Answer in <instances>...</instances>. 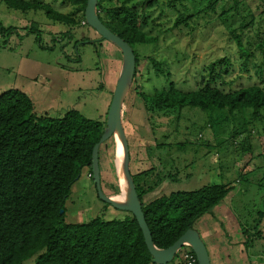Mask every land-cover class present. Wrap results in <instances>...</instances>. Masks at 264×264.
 Here are the masks:
<instances>
[{
	"label": "rangeland",
	"instance_id": "rangeland-1",
	"mask_svg": "<svg viewBox=\"0 0 264 264\" xmlns=\"http://www.w3.org/2000/svg\"><path fill=\"white\" fill-rule=\"evenodd\" d=\"M27 1L44 2L57 11L73 14L76 25L53 22L40 10L24 13L10 9L4 0H0V22L7 29H15L14 32L0 33V95L12 89L25 93L33 102L34 113L38 117H62L75 110L88 119L106 123L123 66L119 61L121 51L108 41L101 40L95 30L85 25L82 14L64 3L65 0ZM124 1L104 0V5L114 8ZM127 1L133 4L140 0ZM222 1L216 7L217 15L222 14ZM226 1L227 5L231 4V0ZM240 1L238 11L228 16L211 18L209 15L196 20L198 24L192 31L169 32L180 15L195 14L199 6L191 0H157L149 10L151 23L148 29L159 40L152 46L135 47L140 65L132 88L150 95L156 89L168 87L171 81L184 92L202 90L207 84L225 93L261 86L255 68L251 64L245 68L230 33H241L243 30L245 40H255L256 34L264 31V0ZM31 29L40 31V34L35 31L30 33ZM38 37L44 48L37 42ZM85 41L95 43L83 44ZM151 59L162 63L163 68L170 72V81L157 75ZM223 59L231 63L228 74L219 78L217 74L222 69L219 66L214 74L215 82L210 83L211 66ZM138 100L131 90L125 105L134 109L142 103ZM144 107V112L136 116L139 123L134 126L132 134L135 133L130 138L131 171L135 175L152 171V175H159L163 180L164 176L171 174L174 182L167 179L168 189L163 191L158 187L145 194L143 200H152L160 194L191 192L214 183H229L237 186L239 194L234 198L229 193L217 206L218 209L212 210L213 214L222 215L226 228L232 230L238 224L234 222L230 207L237 208L243 224L251 225V217L257 219L259 213H263L260 227L264 229V112L253 121L251 111L228 115L221 111L204 113L199 109L185 108L179 112L154 109L152 105ZM156 144L160 145V150H148L154 149ZM243 147L248 150L243 151ZM116 154L110 145L108 150L101 151L106 185L117 181L108 174V162L119 164V155ZM249 170L252 172L247 175ZM213 173L217 175L213 177ZM242 174L246 176L240 183ZM90 176L87 169L83 170L73 186L65 205V222L75 225L94 218L105 221L125 218L127 212L116 210L98 197ZM191 176L193 178L188 182H177V179L183 181ZM210 224L215 225L202 220L196 228L204 232ZM207 246L210 250L208 241ZM259 248L264 264V242ZM251 253L258 254V251L254 249ZM169 264H182L181 252Z\"/></svg>",
	"mask_w": 264,
	"mask_h": 264
},
{
	"label": "trees",
	"instance_id": "trees-1",
	"mask_svg": "<svg viewBox=\"0 0 264 264\" xmlns=\"http://www.w3.org/2000/svg\"><path fill=\"white\" fill-rule=\"evenodd\" d=\"M87 1L64 2L82 14L85 25ZM191 1L199 6L198 12L180 15L169 32H182L184 29L192 31L198 24L196 20H202L209 15L211 18L228 16L235 10L238 11L241 5L240 0H231L228 5L226 0ZM221 1L224 7L222 14L217 15L216 7ZM4 2L10 9L24 13L40 10L53 22L67 26L76 25L73 14L57 11L44 2ZM156 3L157 0H140L132 4L126 0L120 6L108 8L104 5V0H99L98 12L101 21L133 48L136 72L140 65V56L135 47L152 46L159 40L148 29L151 23L149 10ZM244 27L246 25L242 29ZM14 31V28L7 29L0 22L1 34ZM34 31L40 34L38 30L31 29L29 32ZM230 34L245 68L248 64L255 68L261 86L225 93L207 84L202 90L184 92L171 81L168 87L156 89L150 95L138 88H132L138 101H142L146 107L152 105L154 109L165 111L180 112L189 108L199 109L204 113L221 111L228 115L251 111V120H258L264 112V31L258 32L255 40H245L243 30L241 33L232 31ZM37 42L44 48L40 37ZM88 43L95 41H85L83 44ZM77 61L80 62V57ZM151 62L157 75L170 81L171 74L163 68L162 63L153 59ZM219 66L222 69L217 76L221 78L228 74L231 63L228 59H223L212 65L210 83L215 82L214 74ZM220 114L224 117L223 113ZM105 129V122L88 119L75 110L62 117H38L34 113L31 99L19 90H8L0 95V264H27L31 260L33 264H154L142 230L131 213H126L125 218L111 221L94 218L83 224L65 222L66 202L83 170L89 171L94 182L93 150ZM109 141L101 148H105ZM148 150H160V145L156 144L154 149ZM242 150L245 151L246 147ZM130 168L132 169L131 164ZM152 174V171L136 175L132 173L146 222L158 249H167L187 231L196 230L197 222L220 205L233 188L229 183H214L191 192L163 194L148 203L143 200L145 194L155 190L159 183L167 179L174 182L171 174L164 176V180L156 175L157 182L150 184ZM245 176L242 174L240 183ZM101 183L103 188L102 173ZM259 215L252 230L256 231L257 237L262 238L259 227L263 213ZM241 229L247 239V246L251 239V228L247 224H241Z\"/></svg>",
	"mask_w": 264,
	"mask_h": 264
},
{
	"label": "water",
	"instance_id": "water-1",
	"mask_svg": "<svg viewBox=\"0 0 264 264\" xmlns=\"http://www.w3.org/2000/svg\"><path fill=\"white\" fill-rule=\"evenodd\" d=\"M98 4L99 0L87 1L85 10L86 24L95 30L102 39L113 44L121 51L123 63L109 109L104 135L93 150L92 177L98 197L116 210L131 213L135 217L142 230L145 244L153 257L154 264H169L173 262L185 246H189L192 249L199 264H211L208 249L197 230L187 231L176 243L167 249H158L153 242L152 234L142 209V202L131 173L129 141L123 126V107L133 87L136 73V56L133 48L108 29L101 21ZM111 139H116L122 149V154L120 153L119 155V173L122 183H120L121 195L115 198L109 197L104 193L101 183L100 148ZM120 197H123V199H119Z\"/></svg>",
	"mask_w": 264,
	"mask_h": 264
},
{
	"label": "crops",
	"instance_id": "crops-1",
	"mask_svg": "<svg viewBox=\"0 0 264 264\" xmlns=\"http://www.w3.org/2000/svg\"><path fill=\"white\" fill-rule=\"evenodd\" d=\"M119 61H122V58ZM137 105L138 106H136L134 109L131 106L127 107L125 105V107H126L125 108V114L123 115V117H124L123 118V126H124L125 133H126V136L128 138V141H129L130 151H131V146H132L130 138H131V136H134V133H135V131H134V133L132 134V130H133L134 126L137 127L138 126L137 123H139L136 120V118H137L136 116H140L144 112V109H145L143 104L138 103ZM129 114H131L130 117H129ZM127 117H129L130 119ZM109 145L112 146L113 150L115 149V151L117 153L116 156L120 155L121 148L119 147L117 140L111 139L108 142V144L105 146V148H100V159H101V151L103 149L108 150ZM134 149H135V147H134ZM136 151H137V148H136ZM106 152L109 153L108 151H106ZM108 164H109L108 168L110 170L108 174L113 175L118 182L117 181L115 182L116 183L115 187H114L115 183H112V182L109 185L107 183V185H108L107 186L106 182L104 181L105 177L103 176V189L106 190L107 196L112 197V198L119 197V195H121V184H122L121 178H120V173H119V167H118L119 164L116 161H115V164H112V161H110V163L108 162ZM100 167H101V173L103 175L101 160H100ZM248 172H252V170H249ZM216 175H217L216 173H213L212 176L215 177ZM155 176H156V174L151 176L150 184L154 185L157 182V179ZM192 178L193 177L191 176V177H188L187 180H183V181H180V179L179 180L177 179V182L178 183L188 182ZM221 179H222V177H221ZM158 187H161L163 189V191H165L169 187V182L168 181L161 182V183H159ZM231 187H233V188H232L230 194H231V196H233L235 198L239 194L238 192H240V191L237 190L236 185L232 184ZM117 191H120V192L117 194ZM161 195H163V194H160V196ZM119 199H123V197L119 198ZM154 199H156V198H153L152 200H154ZM152 200L146 199L144 201L149 203ZM215 209L217 210L218 207ZM230 209H231L233 216L235 218L234 222L236 224H238L237 226L233 227L232 230H228L226 228V225H225V222L223 220L222 215L215 216L213 214V211L211 213L205 215L203 218H201L196 224V227H197V225H199V223L202 220L205 223L215 224V225L210 224L209 229L208 230L205 229L204 232H200L199 230H197V228H195L199 232L202 240L204 241V243L208 249L210 259H211V264H263L261 261V255H259V253H261L259 245L261 242H264V229H261V227H259V230L262 232V235H263L262 238L257 237L255 235L256 231L252 230L255 227L256 221H257V219H259V216L257 219H255V217L254 218L251 217L250 222L253 225L247 224V225H249V227L251 228L252 231H250L251 235L249 234L251 236L250 237L251 239L249 241L250 243L247 246H245L247 239L244 236L243 230L241 229V224L243 225L244 220L242 221L240 219V217L237 213V211H238L237 208H235L233 206V208L230 207ZM262 222H263V220H261V224H262ZM215 227H216V229H215ZM207 241H208L209 245H211L210 250L207 246ZM254 249H257L258 254L257 253H253V254L251 253V251Z\"/></svg>",
	"mask_w": 264,
	"mask_h": 264
},
{
	"label": "built area",
	"instance_id": "built-area-1",
	"mask_svg": "<svg viewBox=\"0 0 264 264\" xmlns=\"http://www.w3.org/2000/svg\"><path fill=\"white\" fill-rule=\"evenodd\" d=\"M180 252L182 264H199L196 255L189 246H185Z\"/></svg>",
	"mask_w": 264,
	"mask_h": 264
},
{
	"label": "bare ground",
	"instance_id": "bare-ground-1",
	"mask_svg": "<svg viewBox=\"0 0 264 264\" xmlns=\"http://www.w3.org/2000/svg\"><path fill=\"white\" fill-rule=\"evenodd\" d=\"M121 148V147H120ZM121 154H122V149H121ZM119 165H120V163H119Z\"/></svg>",
	"mask_w": 264,
	"mask_h": 264
}]
</instances>
